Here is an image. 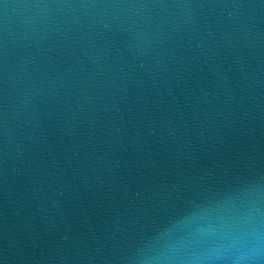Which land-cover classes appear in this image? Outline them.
<instances>
[{"label":"water","instance_id":"95a60500","mask_svg":"<svg viewBox=\"0 0 264 264\" xmlns=\"http://www.w3.org/2000/svg\"><path fill=\"white\" fill-rule=\"evenodd\" d=\"M0 264H264V0H0Z\"/></svg>","mask_w":264,"mask_h":264}]
</instances>
